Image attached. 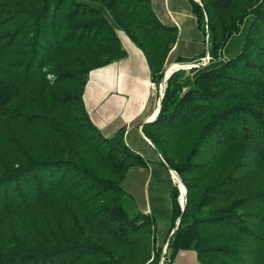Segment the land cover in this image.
I'll use <instances>...</instances> for the list:
<instances>
[{
  "label": "trees",
  "instance_id": "1",
  "mask_svg": "<svg viewBox=\"0 0 264 264\" xmlns=\"http://www.w3.org/2000/svg\"><path fill=\"white\" fill-rule=\"evenodd\" d=\"M190 4L212 59L171 75L144 129L187 189L182 211L167 170V236L181 220L164 263L264 264V0ZM120 33L159 87L178 28L152 0H0V264H161L159 217L123 185L148 163L84 102L90 74L128 56Z\"/></svg>",
  "mask_w": 264,
  "mask_h": 264
},
{
  "label": "crops",
  "instance_id": "2",
  "mask_svg": "<svg viewBox=\"0 0 264 264\" xmlns=\"http://www.w3.org/2000/svg\"><path fill=\"white\" fill-rule=\"evenodd\" d=\"M152 2L159 19L178 28V38L167 65L206 53L207 38L198 28L190 0ZM120 38L128 56L90 74L84 102L93 122L105 136L124 128L126 144L147 161V167L131 169L123 185L134 198L137 211L159 217L156 232L158 237H164L169 231L170 176L144 132L146 126L141 129L157 116L162 85L158 87L153 82L144 53L124 33H120ZM185 254L182 252L179 256Z\"/></svg>",
  "mask_w": 264,
  "mask_h": 264
},
{
  "label": "rangeland",
  "instance_id": "3",
  "mask_svg": "<svg viewBox=\"0 0 264 264\" xmlns=\"http://www.w3.org/2000/svg\"><path fill=\"white\" fill-rule=\"evenodd\" d=\"M241 47H242V39L240 37H235V38L232 39V41L230 42L229 46L227 47V50H226L227 51V54H229V56H234V55L236 56L239 53ZM175 63L176 62H173V63H170L169 65H167L166 71H167L168 68H170L171 66H173ZM179 63H181V62H179ZM124 204H125L128 212L130 213V215L133 216L135 214L134 213V209L127 204L126 200L124 201ZM156 237H157V243H158V245L163 248V252L166 249V245L168 244L167 250H166V255H165V260H166V258H170V255H171V245L173 243V234L171 233L170 236H164V237L159 236L158 237L157 236V232H156ZM177 259L178 260H176V263L175 264H199V262L197 260V255H196V253L194 251H189V252L187 251L185 255H183L181 257L179 256V258L177 257ZM165 260H164V262H165Z\"/></svg>",
  "mask_w": 264,
  "mask_h": 264
},
{
  "label": "water",
  "instance_id": "4",
  "mask_svg": "<svg viewBox=\"0 0 264 264\" xmlns=\"http://www.w3.org/2000/svg\"><path fill=\"white\" fill-rule=\"evenodd\" d=\"M195 1L198 2V3H200V0H195ZM208 32H209V31H208ZM207 50H208V46H207ZM183 64L190 65L189 68H188V70H191V69H201V68H203V65H196V66H194V63H183ZM180 70H181V69H180ZM183 70H184V69H183ZM177 71H179V70H176L175 72H177ZM175 72H173V73H175ZM166 73H167V71L165 72V75H164V78H163V81H162V86H164V92H163V94H162L161 97H160V107H161V102H162V99H163V96H164V93H165V83L168 81V79H169V78L171 77V75L173 74V73H172L169 77H167V76H166ZM158 114H159V110L157 111V116H158ZM157 116H156V118H157ZM156 118H155L154 120H151V123L154 122V121L156 120ZM145 126H146V124L144 123V124L141 126V129H142L143 127H145ZM153 146H154L155 150L157 151L155 145H153ZM157 153H158L159 156H161L160 153H159L158 151H157ZM166 168H167V170L169 171V173H170L172 179L174 180L175 184L178 186V188H179V190H180V192H181L180 197H179V203H180V206H181L182 211H184V210H185V206H186V201H187V199H186V198H187V189H186V187H185V185H184L182 179H181L180 176L178 175V173H177L176 171H174V170H173L170 166H168V165H166ZM181 186H183L184 189H185V202H184V204L181 202V197H182ZM180 220H181V218L177 221L176 227L174 228L172 234L176 233V231L178 230V227L180 226ZM161 264H164V258H162V260H161Z\"/></svg>",
  "mask_w": 264,
  "mask_h": 264
},
{
  "label": "bare ground",
  "instance_id": "5",
  "mask_svg": "<svg viewBox=\"0 0 264 264\" xmlns=\"http://www.w3.org/2000/svg\"><path fill=\"white\" fill-rule=\"evenodd\" d=\"M189 66L190 65H187V64H177V65H173V66H171L170 68L167 69L166 76L169 77L176 70H179V69H182V68H187ZM163 92H164V86H162V93H161V95L163 94ZM181 190H182L181 202L184 204V202H185V199H184L185 189H184L183 186H181Z\"/></svg>",
  "mask_w": 264,
  "mask_h": 264
},
{
  "label": "built area",
  "instance_id": "6",
  "mask_svg": "<svg viewBox=\"0 0 264 264\" xmlns=\"http://www.w3.org/2000/svg\"><path fill=\"white\" fill-rule=\"evenodd\" d=\"M208 37H209V32L207 33V38H208ZM211 59H212V58H211V56H210L209 51L206 50L205 56H204L199 62L194 63V66H196V65H203V67H205V66H207V65L210 63ZM175 64H183V63H175ZM170 66H171V65H170ZM181 70H183V69H181ZM186 70H188V69H186ZM167 246H168V244L166 245V249H165L164 252H163V258H164V260H165V255H166Z\"/></svg>",
  "mask_w": 264,
  "mask_h": 264
}]
</instances>
